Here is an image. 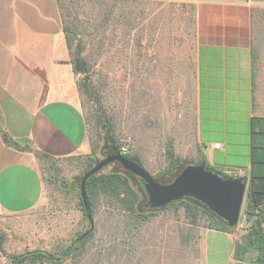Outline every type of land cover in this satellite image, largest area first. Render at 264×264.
Wrapping results in <instances>:
<instances>
[{
	"label": "crops",
	"instance_id": "obj_1",
	"mask_svg": "<svg viewBox=\"0 0 264 264\" xmlns=\"http://www.w3.org/2000/svg\"><path fill=\"white\" fill-rule=\"evenodd\" d=\"M164 1L192 9L195 132L205 168L244 184L237 226L199 227L187 264H239L235 244L256 219L242 215L246 202L264 217V0ZM69 61L56 0H0L3 129L57 159L90 152ZM43 183L34 153L0 136V216L38 208ZM261 227L264 235V220ZM255 256L248 252L244 263Z\"/></svg>",
	"mask_w": 264,
	"mask_h": 264
},
{
	"label": "rangeland",
	"instance_id": "obj_2",
	"mask_svg": "<svg viewBox=\"0 0 264 264\" xmlns=\"http://www.w3.org/2000/svg\"><path fill=\"white\" fill-rule=\"evenodd\" d=\"M143 1L147 19L143 23L140 54L137 55L135 41L127 55L115 46L98 58L95 76L104 87L105 105L115 114L121 147H140L144 167L156 173L164 166L167 137H173L177 154L196 156L192 15L187 3ZM136 68L140 69L138 73ZM143 115L149 116L146 128ZM55 163L59 180L70 179L76 173L74 160L59 159ZM113 168L115 165L106 169ZM43 184L44 198L38 208L29 213L0 216L6 253L57 251L85 224L75 190L59 191L47 181ZM104 212L107 209L102 207L96 216L97 237H115L111 220L117 217ZM102 219H109L105 227ZM201 225L204 227L207 222L202 220ZM189 229L181 211L159 212L140 229L139 236L124 245L134 251L126 250L123 254L116 251L112 261L114 264H187L199 232V228ZM7 262L0 252V264ZM65 264L72 263L67 260Z\"/></svg>",
	"mask_w": 264,
	"mask_h": 264
},
{
	"label": "trees",
	"instance_id": "obj_3",
	"mask_svg": "<svg viewBox=\"0 0 264 264\" xmlns=\"http://www.w3.org/2000/svg\"><path fill=\"white\" fill-rule=\"evenodd\" d=\"M56 2L70 56L69 62L77 76V90L81 108L84 111L90 152L86 155L64 158L76 162V173L70 179L59 180L55 167V162L59 159L33 149L24 140L12 139L3 129L1 113L0 136L8 146L34 153L39 163L43 182L53 184L59 191L75 190L77 192L81 211L85 216V224L76 231L66 246L57 251L34 249L6 253L4 249L6 236L0 231V252L6 257L7 264H65L67 260L72 264L82 262L85 264H114L113 253L119 251L123 254L126 250L134 251L132 247L127 249L124 245L139 236L140 229L157 213L168 209L175 213L181 211L190 231L202 226V220L207 222L205 227L231 231L234 227L230 228L226 221L190 197H184L161 208L147 207V195L142 181L125 171L118 162L106 165L86 180L85 209L79 192L80 181L98 161L112 155L114 149L145 168L144 156L140 147L127 149L126 152L121 151L116 117L105 105V95L102 93L104 87L101 86V79L95 76V67L98 58L105 52L109 53L115 46H118L121 54L127 55L132 41H135L136 52L139 55L143 46V23L147 15L143 0H56ZM137 68L136 73L140 70ZM142 118V123L146 128L149 116L143 115ZM163 160L164 166L160 167L156 173H151L145 168L152 178L161 184L170 183L188 165L205 163L198 146L195 157H183L177 154L173 137L166 138ZM113 165L116 168L106 169ZM102 207L107 209L105 214L117 217L111 220L114 223L111 225H113L115 237L110 236L107 239L97 237L96 216L100 214ZM254 207L250 201H247L242 211V215L247 220H250L252 216H256V219L252 220V228L249 232L236 242L234 259L244 263L248 252L254 251L256 256L251 263L264 264V235L261 227L264 217L260 213L255 215ZM87 215L92 219V228ZM107 221L109 219H102L103 225ZM137 262L140 263L141 258Z\"/></svg>",
	"mask_w": 264,
	"mask_h": 264
},
{
	"label": "water",
	"instance_id": "obj_4",
	"mask_svg": "<svg viewBox=\"0 0 264 264\" xmlns=\"http://www.w3.org/2000/svg\"><path fill=\"white\" fill-rule=\"evenodd\" d=\"M112 162H118L125 171L142 181L147 195L146 206L149 208H161L184 197H190L226 221L230 228L236 227L239 222L244 198V184L240 178H222L206 169L205 164L201 163L186 166L170 183L161 184L156 182L145 168L129 160L116 149L113 150L112 155L98 161L81 179L79 192L85 209L86 180ZM87 219L92 228L93 223L89 215Z\"/></svg>",
	"mask_w": 264,
	"mask_h": 264
},
{
	"label": "built area",
	"instance_id": "obj_5",
	"mask_svg": "<svg viewBox=\"0 0 264 264\" xmlns=\"http://www.w3.org/2000/svg\"><path fill=\"white\" fill-rule=\"evenodd\" d=\"M214 147H215V148H218V147H219V144L214 145ZM121 151L126 152V151H127V147L122 146V147H121Z\"/></svg>",
	"mask_w": 264,
	"mask_h": 264
}]
</instances>
